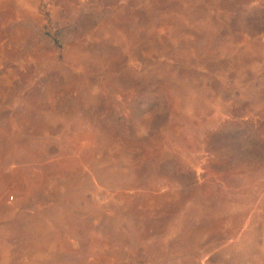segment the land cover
<instances>
[{
  "label": "rangeland",
  "instance_id": "rangeland-1",
  "mask_svg": "<svg viewBox=\"0 0 264 264\" xmlns=\"http://www.w3.org/2000/svg\"><path fill=\"white\" fill-rule=\"evenodd\" d=\"M0 264H264V0H0Z\"/></svg>",
  "mask_w": 264,
  "mask_h": 264
}]
</instances>
